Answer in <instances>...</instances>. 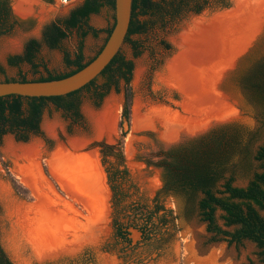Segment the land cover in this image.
<instances>
[{
  "label": "rangeland",
  "instance_id": "rangeland-1",
  "mask_svg": "<svg viewBox=\"0 0 264 264\" xmlns=\"http://www.w3.org/2000/svg\"><path fill=\"white\" fill-rule=\"evenodd\" d=\"M10 1L13 17L11 22L14 25L9 32L0 36V82L8 79L19 80L22 77L36 80L50 74H64L70 70L64 62V53L68 52L74 57L81 42L85 61L92 59L103 46L106 32L113 26L115 19V13L104 7L88 20V25L98 31L97 37L89 33L82 40L79 31L71 30L67 39L56 49L42 43L34 61L38 68L34 70L32 65L27 63L11 65L9 58L22 55L29 40L40 41L45 25L67 17L83 0H28L25 3L26 13L18 11L19 0ZM236 1L211 0L199 14L188 12L181 19L170 21L165 26L160 23L155 29H148L145 34L132 36L131 40L139 45L138 53L131 43L124 44L121 53L134 64L130 83L133 100L128 132L123 131L122 112L126 85L121 80L118 91L113 87L100 103H97L92 93L84 91L80 108L83 118L80 121L74 120L49 103L43 112L39 134L29 133L25 142L12 133L0 138V243L12 263L126 264L133 256L147 259L149 254L153 253L143 264H262L258 248L250 241H245L242 245L229 244L222 236L213 241L214 235L207 231V223L201 217L199 203L204 197L201 192L190 201L163 194L158 200L163 208L160 213L163 216V224L157 225L149 243L135 253L122 249L114 238L112 228L113 176L119 175L117 186L123 194L118 210L120 213L125 210V214L116 213V218H123L124 222H127L133 212L132 205L138 202L153 208V198L162 187L161 169L147 165L146 161L150 159L158 162L162 158L158 153L173 146L207 136L213 131L239 129L242 134L241 149L237 148L238 145H231V150L237 148V153L239 151L233 165V185L246 187L254 174L262 171L255 156L259 147L264 145V111L255 110L247 104L241 95L235 74L239 68L243 72L245 68L262 67L264 25L262 24L257 38L237 63L235 64L236 58L247 49L257 33L244 48L235 51L237 53L231 63L220 71L221 77L225 69L235 64L223 77L220 85L221 91L229 97L238 112L231 120L214 122L203 130L190 131L188 125L201 124V121L193 123V120L205 118L208 112L212 114L211 117L221 118L226 116L224 113L228 109L233 110L225 104L219 106L217 103H201L199 106L192 103L195 105L194 110L193 105L189 103L194 101L184 95L187 104L184 103L183 107L188 111L185 113L177 86L170 82L168 77V64L180 52L178 42L183 33L190 29L196 20H209L214 15L232 10ZM259 1L262 2L261 19L264 22V0ZM140 20L145 21L147 17H140ZM249 23H253L252 20H249ZM253 58L259 60L258 63L255 61L256 65L252 63ZM250 59L252 60L248 63ZM210 68L208 66L206 72H210ZM103 82L100 78L97 85ZM205 82L207 85L208 80ZM212 98L213 96L211 100ZM213 106L218 110H213ZM105 116L110 118V132L100 134L97 131L98 122ZM189 120H192L190 124ZM8 138L15 147L34 149L35 163L40 170L39 178L44 182L46 194L62 203L61 207H58L59 210H53L51 214L54 216L61 212L65 218L63 223L66 221L68 224L67 228L57 225L54 232L46 230L35 235L24 229L20 219L23 214L17 211V207H33L38 200L29 185L21 181L22 176L16 170L17 163L23 165L27 164V161L21 156L17 157L14 150L7 148ZM74 142L81 144L77 153L95 156L94 162L100 180L96 185H92L91 191L77 192L78 197L73 198L64 188L57 173L51 169L49 162L55 159L60 147L69 152L76 151L72 145ZM108 148L115 153H110ZM125 170L127 175L122 173ZM232 172L226 173L224 178L219 180L215 187L216 192L224 191L223 185L232 176ZM14 182L20 186L19 189L15 187ZM73 189L77 191L78 188ZM99 199L107 209L97 215L101 209ZM85 200L88 203H84ZM261 214L264 216L263 211ZM224 215L221 209L216 210L217 224L224 230H234L235 227L225 225ZM153 222L158 224L157 217ZM44 236L48 237L45 239L51 237L57 241L47 245ZM129 264L134 263L130 261Z\"/></svg>",
  "mask_w": 264,
  "mask_h": 264
},
{
  "label": "trees",
  "instance_id": "trees-1",
  "mask_svg": "<svg viewBox=\"0 0 264 264\" xmlns=\"http://www.w3.org/2000/svg\"><path fill=\"white\" fill-rule=\"evenodd\" d=\"M210 1L133 0L131 22L125 43H131L137 51L139 45L131 40L132 36L145 34L148 29H155L160 23L165 26L170 21L181 19L188 12L199 14ZM104 7H108L114 12L115 0H83L79 6L70 11L67 17L45 25L42 39L40 41L29 40L24 53L10 57L9 63L11 65L27 63L37 70L38 65L34 61L42 43L51 49H56L67 39L68 32L71 30L79 31L82 40L89 33L97 37L98 31L88 25V20L91 15L98 14ZM140 17H147V20L141 21ZM12 19L11 1L0 0V36L9 32L13 27ZM111 31L112 27L107 30V37ZM166 47L170 49L168 44ZM92 59L85 61L83 43L81 42L74 57L68 52L64 53V62L70 69L68 72L61 75L50 74L36 80H27L22 77L19 80L8 79L5 82H44L63 79L84 68ZM251 60L247 62L250 63ZM255 61L258 63L259 60L253 58L254 65H256ZM261 65L262 67L245 68L243 72L239 68L235 75L236 82L242 91L241 95L247 104L255 110L263 109L264 111V61ZM133 68V61L127 60L120 51L96 79L84 88L65 96L22 97L11 95L0 97V138L7 133H12L17 135L19 140L25 142L28 140L29 133L39 134L43 112L49 103L74 120L80 121L83 118L80 109L82 93L84 91L92 93L97 103H100L113 87L118 91L121 80L126 85L122 119L129 123L133 100L130 87ZM100 78L104 82L97 85ZM232 144L238 145L237 148L241 149L242 134L239 129L213 131L207 136H201L198 139L161 151L158 156L162 158L158 162L149 159L146 163L149 166L153 165L162 169V187L157 194L158 200L164 194L190 201L198 192H201L204 195L199 203L201 217L207 223V231L214 235L213 241H216L219 236L226 239L229 244L235 245H242L245 241H250L258 248V255L264 264V216L261 214V211L264 212V145L259 147L255 156L262 171L255 173L246 187H235L233 185L234 172L232 171H234L233 165H235V157L239 151L237 153V148L231 150ZM228 172H232V176L225 181L224 191L216 192L217 183ZM122 173L127 175L126 170ZM14 183L15 187L19 189L20 186L16 182ZM112 189L117 191V188ZM219 194L227 196L221 197ZM218 208L225 213L223 217L225 225L235 227L234 230H224L217 224L215 213ZM160 209L163 208L160 207ZM118 221L119 219L113 215L114 238L118 243H121L127 241V238L120 239L123 234L116 227ZM0 264H14L7 257L1 243ZM249 264L254 263L250 262Z\"/></svg>",
  "mask_w": 264,
  "mask_h": 264
},
{
  "label": "bare ground",
  "instance_id": "bare-ground-1",
  "mask_svg": "<svg viewBox=\"0 0 264 264\" xmlns=\"http://www.w3.org/2000/svg\"><path fill=\"white\" fill-rule=\"evenodd\" d=\"M27 1L28 0H19V12L26 13L25 3ZM252 1L253 0H239L236 4L237 11H242L241 14L243 13V17L245 18L248 27L250 26L249 20H252L253 23H251V25H253L257 18V14L260 13L262 8V2L259 0H255V2ZM233 18L234 19H231V17L225 15L219 16L214 19L213 23H208L206 19L196 20L193 23L194 25L190 29L186 30V32L179 39L178 46L181 53L169 66V78L171 79L170 82L184 92L187 97H190L189 99H191V101L196 99L193 98V93L202 96L199 102L189 101L191 105H193L192 103H197L199 106L201 103H214L209 100L211 99V95L208 96V93L204 90V86L206 85L204 77L207 68L210 65L209 62L211 61V63H213L215 60H222L220 62V65H222L225 63V60H228V55H232L236 50L241 48L239 47V35L244 33L241 28L243 27L245 29V27H238V19L236 17ZM204 91L206 95L205 100H203L205 95L200 94L204 93ZM217 105L222 106L224 104L219 101ZM194 107L195 105H193V109ZM217 108L220 107L217 106ZM213 110L218 109L214 107ZM213 110H211V112ZM109 121L110 118L107 116L99 120V129L97 131L100 134L110 132ZM79 143L80 142H74L72 144L76 150L73 152H69L65 148L60 147L55 159L50 160L49 162V166L55 171V173H57L56 175L64 185V188L72 195L73 198L78 197L77 195L79 192L83 193L91 191L92 185H96V183L100 180V176L96 170L97 166L94 162L95 156L81 155L77 153L79 147L81 146ZM6 144L8 149L12 151L14 150L13 152L17 157L21 156L27 161V164L24 163L23 165H19L17 163L16 170L18 174L22 176L21 181L29 185L34 196L38 200L36 205L33 207H17V211L23 214V217H20V219L22 220L24 229L35 235L39 234V232H46V230L50 233L54 232V228H57L55 227L57 225L65 226L67 228L68 224L66 221L63 223V219L65 218L61 212L59 215L56 214L53 216L51 214L53 210L54 212L55 210H59L58 207L62 203L46 194L44 182L39 178L41 175L40 170L35 163L34 149L15 147L12 140L9 138L6 140ZM73 187H77V191H75ZM83 202L88 203L86 200ZM45 238L48 237L44 236V239ZM45 241L47 242V245H49L55 243L57 239L49 237V239H45Z\"/></svg>",
  "mask_w": 264,
  "mask_h": 264
},
{
  "label": "water",
  "instance_id": "water-1",
  "mask_svg": "<svg viewBox=\"0 0 264 264\" xmlns=\"http://www.w3.org/2000/svg\"><path fill=\"white\" fill-rule=\"evenodd\" d=\"M132 3L133 0H115V19L112 31L97 55L84 68L59 80L44 82L2 81L0 82V97L11 95L22 97H57L65 96L84 88L105 70L124 46L131 22ZM128 130L129 123L124 119L123 131L128 132ZM131 231L137 233L133 229ZM137 234L140 235L141 233Z\"/></svg>",
  "mask_w": 264,
  "mask_h": 264
},
{
  "label": "crops",
  "instance_id": "crops-1",
  "mask_svg": "<svg viewBox=\"0 0 264 264\" xmlns=\"http://www.w3.org/2000/svg\"><path fill=\"white\" fill-rule=\"evenodd\" d=\"M237 4V3H236ZM235 5V4H234ZM235 10V11H234ZM242 12V11H241ZM241 12H239V11H237V9H236V5H235V7L232 9V10H230V11H228V12H223V13H220V14H217V15H222V14H227V15H225V16H229V17H231V19H234L233 17H236L237 19H238V27H241V26H244L245 27V29L242 27L241 29L244 31V33L243 34H240L239 35V38H240V43H239V47H241L240 49H242V48H244L245 47V45H246V43L248 42V41H250V38H252V37H254V34L255 33H257L258 32V30H260L261 31V29H262V27H263V25H264V22L262 21V19H261V15H262V11H260V13H258L257 14V18H256V20H255V23L253 24V25H251L250 24V26L248 27L247 26V22H246V20H245V18L243 17V13L241 14ZM228 13H230V14H228ZM217 15H214L213 17H211V19H209V20H207L208 21V23H213V21H214V19H216L217 17H219V16H217ZM222 16H224V15H222ZM213 18V19H212ZM244 24V25H243ZM263 24V25H262ZM262 26V27H261ZM261 27V28H260ZM260 28V29H259ZM259 31V32H260ZM258 32V33H259ZM249 33V35H246V34H248ZM258 33L256 34V36L252 39V41L249 43V45H248V47H247V49L243 52V53H241V54H239V56L236 58V61H235V64L237 63V61L239 60V58L240 57H242L245 53H246V51L250 48V46L252 45V43L255 41V39L257 38V36H258ZM184 34V33H183ZM180 53H181V51L179 52V54L168 64V77H170V75H169V66L171 65V63L174 61V60H176L177 59V57L180 55ZM233 53V52H232ZM237 52H234L232 55H228V60L226 61L225 60V63H223L222 65H220V62L222 61V60H215L213 63H211V61L209 62L210 63V65H209V67H211L210 68V72H206V74H205V76H206V79H205V81H207L208 80V82H207V85H205L204 86V90H206L207 91V93H208V96L209 95H211V96H213V98H212V100L211 99H209V100H211V101H213L215 104L216 103H218L219 101H220V103H223V104H225V105H227V106H230L231 108H232V110L233 111H229V109L226 111V113H224V114H226V116H222L221 118H219V117H217V118H215V117H211L212 116V114L211 113H206L205 115H206V117L205 118H203V119H201V118H198L197 120L195 119V120H193V123L194 122H196V121H201L202 123L201 124H199L198 123V125H193V124H190V122H192V120H189V124L190 125H188V127H189V130L190 131H196V130H203L204 128H206L208 125H211L212 123H214V122H223V121H228V120H231L234 116H236L237 115V110H236V108H235V106L233 105V103L232 102H230L229 101V97L227 96V95H225L222 91H221V88H220V85H221V83H222V79H223V77L227 74V72L235 65H233L232 67H230V68H228V69H225L224 71H223V73H222V75H221V77H220V71H221V69H223L224 67H226L227 65H228V63H231V60H232V58H233V56H234V54H236ZM218 80V81H217ZM176 89L179 91V93H180V95H181V98H182V101H181V106H182V109H183V111H185V113L187 112L188 113V111H186L185 109H184V107H183V104L184 103H186V98H185V96L184 95H186V94H184V92H182L178 87H176ZM200 94H202V95H205L204 93H200ZM202 96H199V95H196V94H194L193 93V98H196V99H193L195 102H199L201 99ZM206 99V95L204 96V99L203 100H205ZM187 104V103H186ZM191 114H193V113H191ZM200 114H203V113H200ZM197 115H199V114H197ZM186 116V115H185ZM188 118V117H187ZM99 204H100V207H101V209L99 210V212H98V214L97 215H99L100 214V212H103V211H105V209H107V207H103V205H102V202L100 201V199H99ZM103 216V215H102ZM102 216H100V218H102Z\"/></svg>",
  "mask_w": 264,
  "mask_h": 264
},
{
  "label": "flooded vegetation",
  "instance_id": "flooded-vegetation-1",
  "mask_svg": "<svg viewBox=\"0 0 264 264\" xmlns=\"http://www.w3.org/2000/svg\"><path fill=\"white\" fill-rule=\"evenodd\" d=\"M108 151L112 154L115 153L114 150H112L111 148H108ZM161 178H162V174H161ZM119 181H120L119 175L115 174L113 176V179L111 180V189L117 188V191L116 189L114 191L112 189L113 191L112 216L115 214V217H116V213L119 212L118 210L119 209L118 206L120 205L119 201L123 197V194H121L122 191L120 192L118 190L117 184H119ZM159 190L157 191L155 197L153 198V202H152L153 208H150L147 205H143L141 203L136 202L132 205L133 212L130 216V219L127 222H124L123 218L119 219L116 227H118L117 228L118 230L122 231L123 237H120V239L124 237L127 238V241L119 243V245L123 247L122 249H124V251H131L135 253L139 248L145 247L146 244L149 243V241L153 237L157 229V225L159 226L163 224V216L160 215L162 210L160 209V204L158 203V198H157V194ZM121 213L125 214V210H122ZM121 213L120 215H122ZM155 217H157L158 224H154L153 222ZM132 229L137 231V233H141V234L139 235L137 233H134L133 231H131ZM123 240H125V238ZM152 255L153 253L149 254L147 259L152 257ZM147 259H142L141 256L139 258L133 256V258L127 261L128 263L126 264H129L130 261H133L134 264H143L147 261Z\"/></svg>",
  "mask_w": 264,
  "mask_h": 264
}]
</instances>
